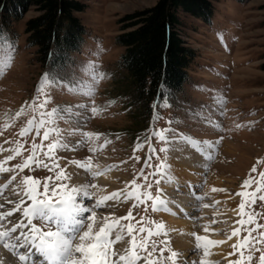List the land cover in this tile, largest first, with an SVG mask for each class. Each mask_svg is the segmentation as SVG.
<instances>
[{"label":"rangeland","instance_id":"obj_1","mask_svg":"<svg viewBox=\"0 0 264 264\" xmlns=\"http://www.w3.org/2000/svg\"><path fill=\"white\" fill-rule=\"evenodd\" d=\"M79 1L85 5L82 11L75 13L86 29L83 43L60 69L49 63L42 67L36 48L26 44L28 35L24 32V24L39 14L38 8L29 6L21 10L17 21L0 22V144L9 145V150L0 154V161L8 169L0 172V186L7 185L0 195V204L5 205L0 211L15 207L8 201L16 200L14 185L20 184L23 175L38 178L41 185L45 177L51 175L48 169L35 165L31 170L13 169L14 164L21 163L28 156L33 143H41L43 130L39 135L34 129L26 136H20L19 132L28 118L35 116L40 119V110L34 112L28 105L32 104L42 75L49 73L51 78L46 81L44 89L50 97L46 110L58 106L87 105V108L78 110L86 119L73 116L69 120L55 121L64 140L75 144L81 139V135H67L72 128H79L81 133L98 134L87 138V142L75 150H56V155L63 158L58 161L60 167L71 176L67 181L69 186L94 185L87 189L91 201L85 202L94 203L117 190L126 191L132 187L129 181L134 178L142 186L143 177L137 172L141 168L146 172L153 171L144 164V160L149 159L153 165L166 160L167 174L150 179H160L163 196L168 201V211L165 212L171 215L172 220H185L193 227L187 235L191 240L190 249L186 253L179 252L189 262L199 264L203 252L193 251L196 242L191 233L195 232L209 240L222 241L211 246L216 251L228 248L232 253L228 261L238 259L240 253L233 250L237 237L231 233L240 227L236 223L241 218L239 193L245 191L242 187L245 179L251 177L259 181V173L264 171V0H209L214 10L208 23L178 11L182 19L178 31L186 45L194 50L195 56L187 68V79L181 91L159 104L160 124L150 130L155 155L147 144L137 148L138 143L131 142L126 133L134 122L132 110H128L123 97L119 96L117 84L122 74L117 59L123 48L117 46L115 38L120 33L119 20L124 15L149 8L157 0ZM1 17V20L5 18L3 14ZM21 106H25V112L17 117ZM92 107L97 109L95 113L91 112ZM168 124H174L179 131H166ZM51 135L56 136V133ZM48 142L44 141V144ZM17 143L22 145L19 156L11 152ZM165 146L168 147L167 155L159 151ZM89 147L94 151H89ZM8 155H13V159L6 161ZM70 160L82 161L89 167H77L68 163ZM253 166L256 172L251 171ZM181 168L191 176L186 181L191 183L190 188L180 183L173 187L169 185L174 177L171 173ZM256 187V183H252L246 190L252 192ZM187 188L189 190H185ZM149 191L155 195V184ZM261 194L264 192H257L256 203L245 209L246 212L260 213L255 220L257 224H264V202L259 200ZM196 196L201 199L197 200ZM77 199L85 198L81 193ZM104 204L107 207L97 209L99 217L108 213L126 216L132 208L131 201H125L123 197L119 201H104ZM146 204V212L144 204L139 209L132 208L135 221L144 223L146 227L150 226L148 221L163 223L157 215L159 211H152L151 201H146ZM234 207H237V212L232 214ZM19 215V212L13 213L7 220L15 222L14 218ZM141 215L146 217L145 221H140ZM128 222L121 221L123 224ZM165 229L168 230L166 226ZM246 234L241 232L240 238ZM111 238L114 239V235ZM129 239L125 236L123 240L116 241L113 249L123 251L129 246ZM251 255L258 261L259 252ZM205 259L209 264H228L227 258L213 257L210 252Z\"/></svg>","mask_w":264,"mask_h":264},{"label":"snow or ice","instance_id":"obj_2","mask_svg":"<svg viewBox=\"0 0 264 264\" xmlns=\"http://www.w3.org/2000/svg\"><path fill=\"white\" fill-rule=\"evenodd\" d=\"M50 78L51 74L49 73L42 75L37 84L32 104L28 105L34 112L37 109L40 110V119L37 120L35 116L28 118L19 132L20 136H26L34 129L39 135L43 130L41 143L40 145L33 143L28 156L21 163L14 164L13 169L22 171L28 168L31 170L32 165H35L37 168L48 169L51 175L45 177L42 185L41 181L32 175H23L20 184L14 185L17 198L14 201H8V203L15 204V207L7 211H0V245H3L17 258L18 264H138V262L139 264H196V261L189 262L181 252L172 249L171 238L168 236L169 230L165 229L162 222L148 221L150 226L146 227L144 223L135 221L132 214V208L139 209L141 204L145 205L146 212L148 209L146 201L149 200L153 212L161 209L168 211V201L163 196L160 179H150V177H162L167 174L166 160L153 165L149 159H145L144 164L148 168H152L153 171L146 172L144 168H141L137 172V175L143 177L142 186L134 178L129 181V184L132 185L131 188L126 186V191L117 190L110 195L96 199L94 203L85 202V200L91 201L92 198L87 189L94 185H68L67 181L71 180V176L64 168L60 167L58 161L63 158L56 155V150H75L86 143L87 138L98 134L81 133L79 128H72L68 130L67 135H81V139L76 140L75 144L64 140L62 130L56 126L55 121L69 120L73 116L86 119L78 110L87 108V105L58 106L50 111L46 110L45 105L48 104L50 97L44 89L46 81H50ZM52 82L54 83V81ZM69 90L71 91V89ZM42 96L43 99H41ZM96 111L95 107L91 108V112L95 113ZM24 112L25 106H21L16 116L20 117ZM53 132L56 133V136L51 135ZM33 140H35V136ZM44 141L49 142L44 144ZM143 144L148 145L152 155L156 154L150 138L146 137L142 143L138 142L136 147L140 148ZM209 146L211 147V145ZM21 148L22 145L17 143L11 152L19 156ZM0 151H4V149L0 148ZM89 151H94V149L89 147ZM159 151L167 155L168 147H162ZM12 159L13 155L5 157L6 161ZM68 163L85 169L89 167V164L79 160H70ZM66 167L67 165H65ZM256 170V167L253 166L251 171L256 172ZM6 171L8 169L4 167V162L0 161V172ZM97 174L93 173V175ZM259 176V181H254L251 177L243 181L242 187L245 191L239 193L241 203L238 206L241 218L236 221L240 227L233 229L231 233L232 236L237 237L233 250L239 252L240 256L236 260L228 261V264H264V224L255 223L260 213L245 211L246 207L251 208V205L256 203L257 192H264V171H260ZM252 183H256L257 187L256 190L249 192L246 189ZM154 184L155 195L149 191ZM6 187L7 185L0 186V195L3 194ZM213 191L223 190L213 189ZM81 193L85 199L78 200L77 197ZM120 197L132 203V208H129L126 216L117 217L113 213H108L103 217L98 216L97 209L107 207L104 201H119ZM196 199L200 200L201 197L196 196ZM26 200L30 202L25 203ZM259 200L264 202V194L259 195ZM4 207V204H0V209ZM16 212H19L20 215L18 218H14L15 222L8 221L7 218ZM124 220L129 222L121 223ZM145 220L146 217L141 215L140 221ZM34 221L39 223H34ZM6 223L7 227H5ZM258 229L259 231H257ZM205 231H207L206 226ZM241 232L247 233L242 239L240 238ZM254 232L255 235H253ZM140 233H145V235L140 236ZM112 235H114V239L111 238ZM191 235L195 237L196 242L193 251L202 250L203 252L199 264H209V261L205 259L209 255V247L222 243V241L209 240L195 232ZM125 236L130 238L127 241L129 246L123 251L114 250L112 245L116 241L123 240ZM161 236L163 239L160 238ZM166 252L167 255H165ZM245 252L249 254L245 255ZM253 252H259L258 261L254 260L251 255Z\"/></svg>","mask_w":264,"mask_h":264},{"label":"trees","instance_id":"obj_3","mask_svg":"<svg viewBox=\"0 0 264 264\" xmlns=\"http://www.w3.org/2000/svg\"><path fill=\"white\" fill-rule=\"evenodd\" d=\"M29 6L38 8L39 14L24 24L27 46L36 48L42 67L49 63L62 68L83 43L86 29L75 13L85 5L79 0H1L0 22L17 21ZM213 7L209 0H157L119 20L115 43L123 51L117 59L122 74L117 85L123 104L132 110L134 123L126 133L134 144L152 139L150 130L160 124L159 104L181 91L195 56L178 31L182 22L178 11L208 23ZM2 14L6 19L1 20ZM176 130L174 124L167 125L166 131Z\"/></svg>","mask_w":264,"mask_h":264},{"label":"bare ground","instance_id":"obj_4","mask_svg":"<svg viewBox=\"0 0 264 264\" xmlns=\"http://www.w3.org/2000/svg\"><path fill=\"white\" fill-rule=\"evenodd\" d=\"M0 148H3L4 151H0V154H5L9 150V145H1ZM194 160V159H193ZM204 162V161H203ZM172 172V171H171ZM174 177L172 178L173 182H170V186L173 187L176 185V183L184 184L186 187L190 188V184L188 179H191V176L187 173L186 170L183 168L173 171L171 173ZM185 190H189V189ZM183 211H185L183 209ZM237 212V207H234V211L232 214H235ZM159 218L163 221L166 228L169 230V237L171 238V246L176 251H181L183 253H186L191 246V240L187 236L188 233L192 230V226L185 220H172L173 218L171 215L167 214L165 211H159L158 214ZM174 230V231H171ZM217 249L213 248L212 246L209 247V252L212 254V256H222L224 259L227 258V261L231 259L229 249L226 247H223L220 251H216ZM226 257V258H225ZM0 264H18L17 258L14 257L8 250H6L3 245H0ZM139 264V262H138Z\"/></svg>","mask_w":264,"mask_h":264}]
</instances>
